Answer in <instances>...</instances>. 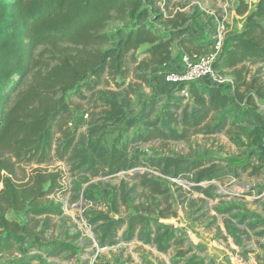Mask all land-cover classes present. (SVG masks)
<instances>
[{
  "label": "trees",
  "instance_id": "16d2710c",
  "mask_svg": "<svg viewBox=\"0 0 264 264\" xmlns=\"http://www.w3.org/2000/svg\"><path fill=\"white\" fill-rule=\"evenodd\" d=\"M161 1L0 0V254L28 244L46 258L75 252L73 243L80 233L68 235L70 242L45 239L51 219L61 213L58 206L43 201L64 189L62 172L43 166L60 162L88 184L83 190L79 185L76 199L93 205L99 200L90 191L91 179L123 175L149 193L150 205L142 204L124 217L120 211L129 206V191L121 180L113 188V199L101 201L106 211L85 215L98 248L137 241L161 254L176 249L179 263L210 264L184 230L163 222L168 215L157 204L158 198L167 200V182L172 179L186 180L192 191L216 199L215 183L238 178L248 166L225 168L182 157L144 158L131 148L186 142L200 132L218 135L242 124L257 125L249 107L255 106V97L262 98L261 87L247 76L248 65L264 68V0L247 14L242 31L228 37L213 63L220 78L231 77L229 84L193 81L188 98L149 97L132 117L127 113L129 104L104 95L96 105L101 112L92 114L86 132L73 124L71 99H85L83 92H95L106 76L125 78L131 62L137 63V78H142L139 71L155 76L174 64L176 47L197 57L212 49L215 27L210 40L196 41L185 16L165 15ZM237 13H247L243 0ZM145 45L149 46L146 58L138 60L135 54ZM110 124L117 136L107 145ZM21 166L34 168L24 184L16 179ZM132 190L136 192V186ZM10 211L23 214L26 221L9 220Z\"/></svg>",
  "mask_w": 264,
  "mask_h": 264
},
{
  "label": "rangeland",
  "instance_id": "374dc122",
  "mask_svg": "<svg viewBox=\"0 0 264 264\" xmlns=\"http://www.w3.org/2000/svg\"><path fill=\"white\" fill-rule=\"evenodd\" d=\"M207 2V1H206ZM205 0H162L160 6L167 16L181 14L191 26V35L196 41L210 40L214 31L215 20L221 19V12L216 5L210 6L213 15L204 10ZM225 0L222 1L224 3ZM232 10V8H231ZM149 46L141 47L135 54L138 60L146 58ZM187 55L181 47L173 50L174 64L162 69L157 75L150 76L148 72L139 71L136 77L137 63L129 64L130 73L125 77H104L97 92H83L85 99L73 97V124L80 132H86L92 114H99L96 105L101 104L104 95L116 97L119 102L129 104L128 116L139 113L143 101L149 97H183V87L166 83L167 73H177L182 65L183 57ZM248 80L255 79L256 86L261 87L262 98L255 97V106L249 107L255 127L242 124L218 135L197 133L186 142L162 144L160 142L133 146L132 153L144 158L182 157L184 159H203L225 168L248 166V171L239 172L238 178L228 177L215 183L216 199H209L201 193L191 190V184L186 180H170L169 197L158 198L160 209H165L168 217L164 223L184 230L188 239L199 246L210 264H264V159L259 150L264 148V68L260 65H248ZM147 78V81L144 78ZM231 77L226 78L229 84ZM185 97V96H184ZM97 116H95L96 118ZM105 137L107 145H111L117 136L116 127L109 125ZM49 171H61L60 186L63 191L51 195L43 203H52L59 207L60 216L51 219L52 229L45 239L68 241L67 236L80 233V239L73 243L75 252L65 253L57 258H46L42 253L31 248V245L18 246L8 254H0V264H76L78 260L88 264H183L175 258L176 249L168 254L159 253L155 247L143 245L134 241L130 244L120 243L115 247L100 249L92 228L87 224L85 215L91 211H101L104 204L101 201H111L113 188L119 187L121 180L125 181L129 191V206L121 207V214L129 217L140 205H150L149 193L138 186V181L119 177L91 179L93 185L90 191L99 200L93 205L79 196L78 188L86 189L84 178L76 177L69 168L60 162L44 165ZM32 166H21L17 170L16 179L20 184L28 181L33 171ZM150 172L154 177H160L157 172ZM176 185V186H173ZM136 186V192L133 187ZM222 211H228L222 213ZM113 217L115 215H112ZM7 218L23 223L26 218L21 213L10 211ZM42 219L44 218H38ZM73 257L67 259V257Z\"/></svg>",
  "mask_w": 264,
  "mask_h": 264
},
{
  "label": "built area",
  "instance_id": "2783aa9c",
  "mask_svg": "<svg viewBox=\"0 0 264 264\" xmlns=\"http://www.w3.org/2000/svg\"><path fill=\"white\" fill-rule=\"evenodd\" d=\"M222 3L223 0H214ZM215 35L212 50L208 55L200 57L194 55H185L182 59V65L177 73H167L165 81L169 85L183 87V96L189 97L187 93L188 85L193 81L208 82L214 84H223L226 79L220 78L213 69V63L218 54L224 49L228 40V24L226 19L215 20Z\"/></svg>",
  "mask_w": 264,
  "mask_h": 264
},
{
  "label": "crops",
  "instance_id": "0c3cea01",
  "mask_svg": "<svg viewBox=\"0 0 264 264\" xmlns=\"http://www.w3.org/2000/svg\"><path fill=\"white\" fill-rule=\"evenodd\" d=\"M210 3V6L216 5L217 10L221 12V17H224L226 19V22L228 24V37L231 35L238 33L242 31L245 25V19L247 14L252 11L255 6L257 5L259 0H243L244 4L247 8L246 14H238L237 8L240 4V1L242 0H225L224 3L216 2L214 0H205V2ZM206 2V7L204 10H209L207 13L210 15H213L215 11L210 10V6H208V3ZM232 8V10H231ZM212 49H208L204 55H208L211 52ZM260 156L264 159V148L262 150H259Z\"/></svg>",
  "mask_w": 264,
  "mask_h": 264
}]
</instances>
